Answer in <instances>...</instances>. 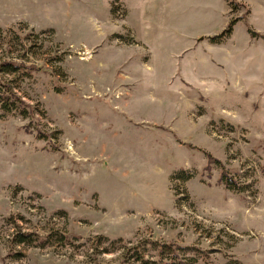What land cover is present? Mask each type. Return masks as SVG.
<instances>
[{"label": "rangeland", "instance_id": "374dc122", "mask_svg": "<svg viewBox=\"0 0 264 264\" xmlns=\"http://www.w3.org/2000/svg\"><path fill=\"white\" fill-rule=\"evenodd\" d=\"M230 1L0 0L1 56L39 68L15 80L34 115L0 111V264H143L124 253L151 240L264 264V38L247 31L264 0Z\"/></svg>", "mask_w": 264, "mask_h": 264}, {"label": "trees", "instance_id": "16d2710c", "mask_svg": "<svg viewBox=\"0 0 264 264\" xmlns=\"http://www.w3.org/2000/svg\"><path fill=\"white\" fill-rule=\"evenodd\" d=\"M232 5L236 6L237 3L232 0ZM231 4V3H230ZM234 20L229 21L226 28L219 34L209 37L213 42H216L228 34L233 26ZM248 33L254 37L264 38V34L254 31L247 26ZM22 44V43H21ZM24 55L21 53L11 56H1L0 54V111L3 114L12 116H19L23 118L31 117L34 115V107L25 101V99L19 94L15 80L19 77L30 76L33 71H38L39 68L35 65H25ZM207 164L204 165V169H208L212 162L217 163L220 168L219 182L226 188L235 192H245L246 186L240 184L233 176L229 175V172L223 168V165L218 159L213 158L209 153H206ZM188 172V171H187ZM179 171L173 175L174 179L181 178L182 180L190 178V173ZM55 233L46 235H40L37 232H22L15 233L13 240L18 243L31 242L35 246H44L51 240V236ZM60 238H65L64 235H60ZM106 239V237H102ZM145 245L149 249L156 251V259L152 261L156 264H190L195 263L197 258H201L204 261L208 260V251H204L197 246H181L175 242H162L159 240H151L147 242H140L133 248L126 247L125 255L131 251V257H134L137 261L143 264H153L148 262L144 257L143 249ZM124 246V245H123ZM127 246V245H125ZM124 246V247H125ZM187 253V254H186ZM186 254V255H185Z\"/></svg>", "mask_w": 264, "mask_h": 264}]
</instances>
